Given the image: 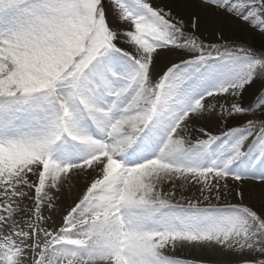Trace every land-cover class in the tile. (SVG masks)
Segmentation results:
<instances>
[{
	"label": "snow or ice",
	"instance_id": "1",
	"mask_svg": "<svg viewBox=\"0 0 264 264\" xmlns=\"http://www.w3.org/2000/svg\"><path fill=\"white\" fill-rule=\"evenodd\" d=\"M249 30L264 0H0V264H264Z\"/></svg>",
	"mask_w": 264,
	"mask_h": 264
},
{
	"label": "rangeland",
	"instance_id": "2",
	"mask_svg": "<svg viewBox=\"0 0 264 264\" xmlns=\"http://www.w3.org/2000/svg\"><path fill=\"white\" fill-rule=\"evenodd\" d=\"M156 3H160V4H163V3H166L167 0H155ZM217 27H220V23L217 22ZM224 27V32H225V35L226 37L228 38L229 41H232L234 39H243V37L241 36V32L239 31V29L237 28L236 25H229L228 23H224L223 25ZM202 31H203V25H202ZM204 39H208V36L207 34L204 35L203 37ZM252 38H257V39H261V40H264V35H261L259 32H255V31H252V30H249L248 33H247V40L248 42H250V40ZM251 91V90H249ZM246 98L248 96V93L246 92ZM167 190V189H166ZM197 190L195 188H192L190 190H186L185 191V195H192L196 192ZM253 206L256 207L257 209L259 208V200H255L252 202Z\"/></svg>",
	"mask_w": 264,
	"mask_h": 264
},
{
	"label": "trees",
	"instance_id": "3",
	"mask_svg": "<svg viewBox=\"0 0 264 264\" xmlns=\"http://www.w3.org/2000/svg\"><path fill=\"white\" fill-rule=\"evenodd\" d=\"M249 43L257 49L264 48V40L252 38Z\"/></svg>",
	"mask_w": 264,
	"mask_h": 264
}]
</instances>
